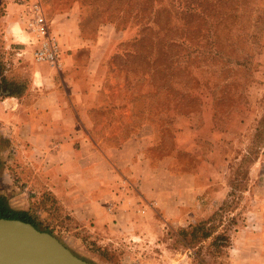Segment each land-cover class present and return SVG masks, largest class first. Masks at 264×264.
I'll use <instances>...</instances> for the list:
<instances>
[{
    "label": "rangeland",
    "instance_id": "obj_1",
    "mask_svg": "<svg viewBox=\"0 0 264 264\" xmlns=\"http://www.w3.org/2000/svg\"><path fill=\"white\" fill-rule=\"evenodd\" d=\"M40 1L48 14L77 8L89 34L102 23L118 28L102 63V91L90 106L100 146L119 145L145 123L154 141H161L150 152L154 163L163 157L173 173L211 179L213 209L207 216L162 226L158 242L130 249L138 259L133 264H230L233 259L241 264L239 254L230 250L232 237L248 221L252 198L264 190V0H200L205 7L211 4L205 9L213 10L212 20L224 33V39L213 37L223 49L215 56L201 53L193 63L188 50L179 49L187 40L171 41L189 27L182 7L170 6L173 0ZM18 22L25 32L23 15ZM198 41L202 49L208 39ZM182 97L191 102L187 107ZM179 107L190 110L183 114ZM37 214L35 220L46 228L48 220ZM94 246L98 255L71 249L97 264L124 263L123 254Z\"/></svg>",
    "mask_w": 264,
    "mask_h": 264
},
{
    "label": "crops",
    "instance_id": "obj_2",
    "mask_svg": "<svg viewBox=\"0 0 264 264\" xmlns=\"http://www.w3.org/2000/svg\"><path fill=\"white\" fill-rule=\"evenodd\" d=\"M25 1L33 0H6L0 9V189L14 208L45 216L68 247L91 255H98L92 245L103 247L133 264L138 259L130 249L158 242L162 226L207 216L211 179L173 173L166 158L154 163L149 125L101 147L90 106L102 91V63L118 28L102 23L89 34L77 8L47 12L64 50L56 68L34 59L30 35L19 30ZM260 191L232 237L230 250L241 264H264Z\"/></svg>",
    "mask_w": 264,
    "mask_h": 264
},
{
    "label": "trees",
    "instance_id": "obj_3",
    "mask_svg": "<svg viewBox=\"0 0 264 264\" xmlns=\"http://www.w3.org/2000/svg\"><path fill=\"white\" fill-rule=\"evenodd\" d=\"M172 2L173 3L170 6L175 8V10H176L177 4L179 7H182V9H183L182 13H186V16H184V18L186 17V19H188L189 27L187 29H184L183 33H177L176 35L171 37V41L174 43H177L180 38H185L187 40V41L184 40L181 42V47L179 46V49L180 50H188V58L191 59V63H193L197 58L201 57V55H202L201 53H204L206 55H211V56L212 55L215 56L218 53L222 54L223 48H221V50L218 49L217 44H215V42H214L215 39H213V37H215L217 39H218V37L224 39V33L221 31L220 27L215 23V20H212V18L214 17V15L212 14L213 10L212 9H210V10L205 9L207 7L209 8V6L211 4L207 7H205L206 4L201 3L200 0H191V2L182 1V0H178V2H177L176 0H173ZM193 3H199L200 5H202L203 11L197 10V6H195ZM178 20H179L178 22H180V21L185 20V19H181V18L179 19L178 18ZM185 24L186 23H184V25ZM193 26H196V29H193ZM175 29L176 28H171V32L174 31ZM146 38H147V36H143L141 38V40L146 39ZM200 38L201 39H208V42L205 43V48L202 47V49H201V47L198 46V44H199L198 40ZM212 43H213V45H212ZM229 43L231 44L230 46L234 45L233 42H229ZM175 46H177V45H175ZM235 50H236V48H235ZM235 50H233V51H235ZM231 51H230V53H231ZM216 62L217 61L215 59H213V65L216 64ZM178 71H181V69L179 68ZM188 97L190 98V96H188ZM182 98L184 99V100L181 99L182 104H183L182 106L187 107V105L190 104L191 102H189V100L184 98V97H182ZM188 110H190V109H183V107L178 108V111L183 113V114H186V112L188 113ZM142 125L144 126L146 124L142 123ZM159 139H162V137H159ZM153 141H154V138H153ZM160 145H161V141H160L159 145H158L157 140L152 143L151 147L148 149V152H147L148 155L150 156V158L153 157L152 155H150V152H152L154 150L155 146L159 147ZM161 159H163V157ZM34 213L37 214V212H34ZM2 217L11 218V219H21V220L30 222L35 227H37L38 229L50 232V233H52L58 237V235L53 231V229L49 228L50 226L48 223H44L46 228H42L40 226L39 222H37L35 220V218L33 216V212L31 210H20V209L14 208L10 204L9 195L0 189V218H2ZM60 240L63 243H65L62 239H60Z\"/></svg>",
    "mask_w": 264,
    "mask_h": 264
},
{
    "label": "water",
    "instance_id": "obj_4",
    "mask_svg": "<svg viewBox=\"0 0 264 264\" xmlns=\"http://www.w3.org/2000/svg\"><path fill=\"white\" fill-rule=\"evenodd\" d=\"M0 264H97L32 223L0 218Z\"/></svg>",
    "mask_w": 264,
    "mask_h": 264
},
{
    "label": "built area",
    "instance_id": "obj_5",
    "mask_svg": "<svg viewBox=\"0 0 264 264\" xmlns=\"http://www.w3.org/2000/svg\"><path fill=\"white\" fill-rule=\"evenodd\" d=\"M23 20V29L30 35L28 45L32 49L34 59L48 62L58 68L64 50L57 36L50 32L47 12L40 0H34L26 5ZM18 54L21 56L24 51L20 48Z\"/></svg>",
    "mask_w": 264,
    "mask_h": 264
}]
</instances>
